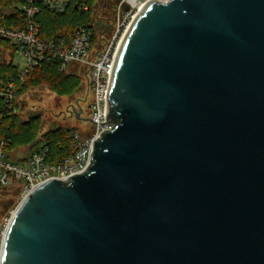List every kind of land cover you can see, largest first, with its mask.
<instances>
[{"label":"water","instance_id":"water-1","mask_svg":"<svg viewBox=\"0 0 264 264\" xmlns=\"http://www.w3.org/2000/svg\"><path fill=\"white\" fill-rule=\"evenodd\" d=\"M106 122L86 173L17 208L1 264H264V0L149 2Z\"/></svg>","mask_w":264,"mask_h":264},{"label":"built area","instance_id":"built-area-1","mask_svg":"<svg viewBox=\"0 0 264 264\" xmlns=\"http://www.w3.org/2000/svg\"><path fill=\"white\" fill-rule=\"evenodd\" d=\"M151 1L167 4L171 0H120L116 3L115 22L109 31L110 35L105 42L97 45L93 44V30L87 28H80L69 46L64 43H48L40 38L41 12L48 10L62 14L68 7V0H26L20 6L22 27L14 29L0 24V39L14 45V60L16 56H21L24 61V67H18L17 82L23 84L26 76L44 61L56 60L63 74H71L78 68V75L83 78L84 85L88 86L92 94L87 119L82 118L83 108L77 107L75 110L77 120L89 122L91 127L86 132L77 131L74 134L72 145L75 152L61 162H49V147L44 144L30 148L25 158L15 161L6 151L7 144L0 143V190L18 188L22 204L43 184L52 180L68 181L89 170L95 145L105 131L114 128V125L106 122V116L109 82L117 53L132 23ZM126 7H129V11L125 10ZM83 9L87 11L88 7L84 4ZM94 22L95 31L103 37L98 22ZM20 98L16 82L1 84L0 104L4 108L19 114ZM11 221L12 219L3 233L2 247ZM1 257L2 248L0 264Z\"/></svg>","mask_w":264,"mask_h":264},{"label":"trees","instance_id":"trees-1","mask_svg":"<svg viewBox=\"0 0 264 264\" xmlns=\"http://www.w3.org/2000/svg\"><path fill=\"white\" fill-rule=\"evenodd\" d=\"M26 0H0V24L10 28L22 27V15L20 6ZM99 0H68V7L62 14H57L48 10H43L39 16L40 33L42 40L56 45L66 44L69 46L77 31L80 28L91 29L94 32L93 44L103 43L108 36L101 37L95 31L96 16L104 5L112 18L111 28L115 22L114 10L116 3L108 1L100 7ZM88 10L83 9V5ZM103 25V23H100ZM15 47L12 43L0 39V86L14 81L18 85V96L26 95L32 89L45 86L58 89L60 93H65L71 88L74 91L84 86V81L78 75V68L71 74H63L60 71L59 63L56 60L44 61L26 76L21 84L18 81L19 68L14 65ZM41 118H32L23 121L19 114L7 110L0 104V143L7 144L6 151L13 158V153L24 146L37 148L41 144L49 147V162L58 163L66 157L72 155L75 149L72 145L75 129L60 128L42 134Z\"/></svg>","mask_w":264,"mask_h":264},{"label":"rangeland","instance_id":"rangeland-1","mask_svg":"<svg viewBox=\"0 0 264 264\" xmlns=\"http://www.w3.org/2000/svg\"><path fill=\"white\" fill-rule=\"evenodd\" d=\"M117 1L118 0H114L115 3H117ZM103 3L104 2H101V0L98 1L99 6L101 4L103 5ZM100 10L101 9H99V11ZM104 35L109 37L110 33H104ZM14 61L16 67H24V61L21 56H16ZM81 88L82 90H80ZM83 99H87L88 101L92 99V94L90 93V90L86 84L75 91L74 88H71L65 93H60L58 89L55 90L51 87L48 88L41 86L36 89H32L26 95L20 98L19 115L23 121H28L30 120L28 118L30 113L39 114L42 122V134L51 131L50 127L53 125H56L60 128L75 129L76 131L86 132L88 129H90L91 124L86 121L79 122L74 117L73 111L71 110L75 103ZM24 104V107H26L25 109L22 108V105ZM88 106L89 104L83 106V119H87L88 117ZM70 112L72 113V116L68 114ZM30 148V145L21 147L19 150L13 153L14 160L21 161L28 155ZM20 204L21 193L18 188L0 190V250L2 248L3 233L5 232L9 221L15 215V212Z\"/></svg>","mask_w":264,"mask_h":264},{"label":"flooded vegetation","instance_id":"flooded-vegetation-1","mask_svg":"<svg viewBox=\"0 0 264 264\" xmlns=\"http://www.w3.org/2000/svg\"><path fill=\"white\" fill-rule=\"evenodd\" d=\"M108 1H114V0H106L105 2H108ZM101 2H104L103 0H101ZM105 5L101 8L100 12L98 13V15L96 16V21L98 22V28L100 30V32H102V34L104 33H109L110 29H111V24H112V18H111V15L109 13H106L107 9H105ZM109 12V11H107ZM100 23H103V25H100ZM89 104V101L87 99H83V100H80L78 101L77 103H75L74 106H72L71 110L73 111V115L74 117L77 119V117L75 116V110L77 107H81L83 108V106ZM25 105V104H24ZM26 107H24L25 109ZM70 116H72V113H68ZM41 118L39 116V114H36V113H30V115H28V118L29 119H32V118ZM60 129V127L56 126V125H53L50 127V130H58Z\"/></svg>","mask_w":264,"mask_h":264},{"label":"bare ground","instance_id":"bare-ground-1","mask_svg":"<svg viewBox=\"0 0 264 264\" xmlns=\"http://www.w3.org/2000/svg\"><path fill=\"white\" fill-rule=\"evenodd\" d=\"M1 259H2V257H1ZM2 261V260H1Z\"/></svg>","mask_w":264,"mask_h":264}]
</instances>
